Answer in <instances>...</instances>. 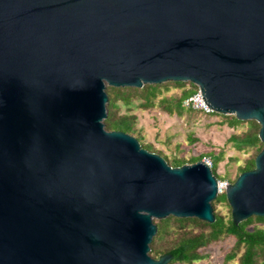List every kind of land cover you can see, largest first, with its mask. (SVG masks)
<instances>
[{
  "label": "water",
  "instance_id": "obj_1",
  "mask_svg": "<svg viewBox=\"0 0 264 264\" xmlns=\"http://www.w3.org/2000/svg\"><path fill=\"white\" fill-rule=\"evenodd\" d=\"M191 83L260 125L232 219L264 217V0H0V264H170V216L214 223L218 178L105 127L107 86Z\"/></svg>",
  "mask_w": 264,
  "mask_h": 264
},
{
  "label": "trees",
  "instance_id": "obj_2",
  "mask_svg": "<svg viewBox=\"0 0 264 264\" xmlns=\"http://www.w3.org/2000/svg\"><path fill=\"white\" fill-rule=\"evenodd\" d=\"M168 84L185 85L181 82H168L161 85H145L141 89L108 86L106 89L109 97L107 104L108 117L104 121L106 129L123 131L133 135L136 131V117L129 114L118 115V112L121 106L120 103L130 106L135 99L139 101V106L144 110L159 107L170 116L177 115L181 117L186 111L183 101L197 90V86L190 83L192 85L191 89L184 90L181 96L169 100L163 97V92ZM206 116L221 117V124L234 130L245 124L248 125L249 129L247 131L231 134L227 143H231L237 151L243 153L256 148L255 153L246 160L245 165L239 168L236 179L243 172L253 170L255 168V158L263 149V144L259 139L260 125L254 120L241 121L234 115L213 112ZM141 145L151 152H156L151 145L147 146L143 143ZM207 156L214 157L212 170L217 177V163L220 161L221 156H214L212 153L202 154L193 157L190 164L203 160ZM164 158L172 167H180L186 164L184 159L177 157L172 158V160H169L166 156ZM222 201L227 202L225 193L218 195L213 205ZM215 216L214 223H208L197 218L183 219L173 216L154 221L158 231L151 244L152 257L159 259L165 254H171L173 259L170 264H195V262L208 257L209 254H206L204 249L209 245L233 237L234 243L226 253L223 264H228L233 260H236L238 264H264V226H260V224H264V217L252 216L237 225L234 223L232 215L227 221L221 215L215 214Z\"/></svg>",
  "mask_w": 264,
  "mask_h": 264
},
{
  "label": "rangeland",
  "instance_id": "obj_3",
  "mask_svg": "<svg viewBox=\"0 0 264 264\" xmlns=\"http://www.w3.org/2000/svg\"><path fill=\"white\" fill-rule=\"evenodd\" d=\"M166 88L163 97L173 100L181 96L184 90L191 89L192 85L190 83H185L182 86L168 84ZM120 104L118 115L129 114L136 117V131L133 136L137 137L140 143L151 145L156 151L155 153H161L169 160L174 157L184 159L186 164H190L193 157L206 153L221 156L217 163V177L228 184H232L236 180L239 168L244 166L246 160L255 153L256 148L243 153L237 151L231 143H227L234 132L247 131L249 129L247 124L234 130L227 125H222L221 117L206 116L185 107L186 111L179 117L177 115L170 116L159 107L144 110L139 106L137 99L133 100L130 106ZM211 159L214 162V157ZM213 203L214 214L223 216L226 221L229 220L231 217L229 204L225 201L216 205ZM260 226H264V224H260ZM233 243L234 238L232 237L209 245L204 249L205 253L209 254L208 257L195 262V264H223L225 255ZM149 254L152 256L151 251ZM228 264L238 263L233 260Z\"/></svg>",
  "mask_w": 264,
  "mask_h": 264
},
{
  "label": "built area",
  "instance_id": "obj_4",
  "mask_svg": "<svg viewBox=\"0 0 264 264\" xmlns=\"http://www.w3.org/2000/svg\"><path fill=\"white\" fill-rule=\"evenodd\" d=\"M183 106L186 109H192L205 115H209L214 112L213 109L204 101L202 92L199 88H197L191 96L183 101ZM203 160L212 168L213 161L210 157H205ZM227 184L228 183L226 181L218 179L219 195L225 193Z\"/></svg>",
  "mask_w": 264,
  "mask_h": 264
}]
</instances>
